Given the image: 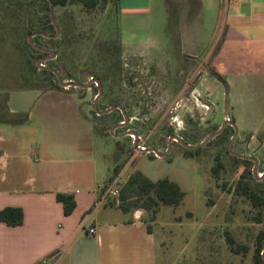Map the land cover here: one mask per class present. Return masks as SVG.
<instances>
[{"label": "rangeland", "instance_id": "1", "mask_svg": "<svg viewBox=\"0 0 264 264\" xmlns=\"http://www.w3.org/2000/svg\"><path fill=\"white\" fill-rule=\"evenodd\" d=\"M23 3L0 0V158L3 150L8 175L19 181L57 175L51 165L40 168L44 155L49 164L66 162L72 170L93 171L95 184L105 182L116 165L122 168V185L133 171H140L151 181L166 177L186 193L181 204L161 206L151 223L144 212L140 221H134L135 226L127 224L111 232L104 229L99 233L101 263L251 264L252 248L245 256L232 255L223 233L227 230L238 242L252 246V237L261 226L250 220L253 213L249 203L221 190L213 178L210 169L218 151L214 140L193 157L184 156L177 144L165 151L171 131L177 134L185 130L197 145L227 121V126L233 124L227 133L235 132L231 151L258 160V179L264 169V78L259 73H254L257 77L253 79L243 75L262 65L242 62V47H236L234 57L211 67L212 58H224L220 55L223 36H213L220 28L216 22L199 31L207 37L201 41L208 46L203 55H185L176 14L165 11L164 3L152 1L140 13L123 14L111 3L93 12L79 5L53 7L59 32L67 31L65 55L51 61L63 72L59 70L56 79L83 82L86 76L99 74L106 81L110 98H102L97 106H124L129 118L125 129L139 132L134 144L131 136L119 133V128L116 135L107 131V119L118 117L116 111L112 110L105 121L103 118L104 123L102 119L92 121L93 97L88 88H17L23 82L25 67L22 47L26 39L32 40L21 27L26 15L34 14L33 5ZM38 42L43 45L45 41ZM117 43L121 47L119 69L107 75L98 55H114ZM50 118H66L65 124L50 123ZM60 129L67 130L63 133L67 136L71 131L79 134V139L67 142L59 138L56 142L50 135ZM143 147L166 154L155 157L152 151H140ZM242 165L229 158L226 161L222 181L228 187L242 172ZM107 208L123 220L132 219V213ZM147 224H151L150 234Z\"/></svg>", "mask_w": 264, "mask_h": 264}, {"label": "crops", "instance_id": "2", "mask_svg": "<svg viewBox=\"0 0 264 264\" xmlns=\"http://www.w3.org/2000/svg\"><path fill=\"white\" fill-rule=\"evenodd\" d=\"M152 1L164 3L165 11L176 14L177 34L185 55H203L208 46L201 41L207 37L201 36L199 31L216 22L220 28L218 31L212 28L213 36H223L220 55L224 58L220 55V59L212 58L209 65L215 67L225 58L234 57L232 51L242 47L239 50L242 62L262 65L243 76L253 79L257 77L254 73H259L264 78V0H119V11L121 14L140 13ZM65 120L50 118L49 122L62 126ZM65 131L60 129L50 136L56 142H60L59 138L67 142L79 139V134L71 131L67 136L63 134ZM4 154L1 150L0 210L21 208L23 223L18 227L0 223V264H41L43 260L50 264H102L99 233L104 229L111 232L127 224L135 226L134 220H123L104 205L101 191L104 182L95 184L93 171L72 170L66 162L49 164L41 155L40 168L51 165L57 175L19 181L6 172L7 164L2 162ZM57 193L74 197L76 206L70 215L63 214L62 205L55 199ZM90 228L95 230L93 235L88 234Z\"/></svg>", "mask_w": 264, "mask_h": 264}, {"label": "trees", "instance_id": "3", "mask_svg": "<svg viewBox=\"0 0 264 264\" xmlns=\"http://www.w3.org/2000/svg\"><path fill=\"white\" fill-rule=\"evenodd\" d=\"M18 2H25L24 5L32 6L34 14L31 16L29 13L26 15V21L22 25V31L27 36H32L31 43L29 41L24 42L22 51H25L24 62V75L23 82L19 85L18 89H36L40 91L51 90H63L60 88L54 75L49 69H40L36 65V61L41 59L42 54L33 48L32 44L40 45L38 41H46V37L55 35V27L52 25L50 18L48 17V5L49 3L55 7L66 6H80L86 12H93L97 8L103 10L105 5L111 3L119 10V0H41V10L38 11L39 6L36 8L34 2L30 0H15ZM11 5V4H10ZM34 23V25H33ZM58 26L61 28L60 23ZM64 34L55 40H48L51 46L59 49L57 51L58 56L65 55V49H63L64 42L66 40L67 31L63 30ZM64 38V41L62 39ZM56 41L58 42L56 44ZM57 45V47H56ZM116 58L120 55V44L115 45ZM104 55H98V60L103 64ZM112 57H114L112 55ZM109 61V60H108ZM107 61V62H108ZM110 66L107 71V75L110 73H116L117 61L113 58L109 61ZM106 64V63H104ZM105 70V69H104ZM101 79L102 77L96 75ZM217 130V129H216ZM171 131L168 136H173ZM181 136V135H180ZM232 134L227 133V129H224L220 135L214 138V143L218 151L213 157L214 164L212 165L210 172L215 179L217 185L221 190L228 193H232L234 196L240 197L247 201L252 208V215L250 220L260 225L257 233L252 237V246L250 244H243L236 240V238L229 232L224 231V239L228 251L232 255L245 256L252 248L251 264H264L262 254L264 253V175L261 179H257L253 176L252 167L253 162L249 159L238 158L235 155H231L228 150V141ZM192 140L187 137L186 143H191ZM183 149V155L186 157H193L200 153L203 148H198L195 151ZM232 159L235 164H244L242 172L231 187L227 186V183L222 181V177L226 172V161ZM121 167L116 165L114 167L112 175L105 180L103 184L108 183L113 177L120 173ZM264 169L260 170L263 173ZM221 181L220 184H218ZM102 191V190H101ZM185 192L181 190L179 185L168 178H162L157 181H151L140 171H133L120 188L119 192V204L106 202L105 206L116 207L122 213H133L137 209H141L149 214V222H154L156 215L161 206H178L181 204L185 197ZM55 199L62 205L63 214L65 216L70 215L75 209V199L68 193H57ZM0 223L8 227H18L23 223V211L19 207H5L0 210ZM131 223V222H129ZM146 232L152 233L151 224H147Z\"/></svg>", "mask_w": 264, "mask_h": 264}, {"label": "flooded vegetation", "instance_id": "4", "mask_svg": "<svg viewBox=\"0 0 264 264\" xmlns=\"http://www.w3.org/2000/svg\"><path fill=\"white\" fill-rule=\"evenodd\" d=\"M30 1L34 2L33 4H34V6L36 8L42 4L41 0H30ZM52 10H53V6H52ZM47 14H48V17L50 18L49 5H48ZM55 35H56V32H55ZM54 36L46 37V41L43 43V45H41V44L40 45L32 44L33 48L36 49L37 51H40V53L42 54L41 59L36 61L37 67L40 68V69H44V68L49 69L52 72V74L54 75V79H55L57 85L60 88H62L63 90H65L66 88H70V89H73V88L74 89L75 88H78V89L88 88V89H90V91L92 93V97H93V110H94L93 111V115H92V121L98 122L99 120L102 119V123H104L105 118L107 117V115L110 114L112 110L116 111L118 113V117H113L110 120L107 119L110 122V126L108 127L107 131H109L110 134L116 135L117 134L116 133L117 128H119L120 129L119 133H122L125 136H131V141H133V139H134V144H135L136 141H137V137L139 136V132L137 130H135V129H133V130L125 129L129 118H128V115H127L125 109H123L124 106L121 103L118 104V105H115L114 107H112L111 104L108 107H105V108H103V107L99 108L97 106L98 101L101 100L102 98H104V100H107L108 98H110L109 91H108V89L106 88V85H105L106 81L103 78L99 79V77H97L96 75H91L90 74V75L86 76V79L83 82L73 81L72 78L61 79V78L58 77V79H56L57 72L60 69H59V66H57V69L54 68L52 66V64H51V61H54L55 59H57L58 54H57L56 50L48 42V40H50V39L51 40H55L56 38H58L60 36V32H59L57 37H54ZM116 55L117 54H115V53L113 55L114 57H112V55H110V54L109 55H107V54L104 55V57H103V59H104L103 68L105 69V72H107L106 69H108L109 66H110V63H108V62L111 61L112 58L115 61H117L118 65L116 66V69H119V58L120 57L116 58ZM104 63H106V64H104ZM60 72H61V74L63 73L62 70H60ZM116 72H117V70H116ZM110 75H113V73H110ZM63 80H68V81L64 82ZM97 81H98V83H97ZM61 84L66 85V86H62ZM117 94H119V91L117 92ZM117 94H116V96H117ZM115 98L119 99V101H120V98H117V97H115ZM103 118H104V121H103ZM228 127H231V126H227V124H226V126L221 130V132L219 134L211 137V135H213L216 131H218V129L220 128L219 127L216 131H214L213 133L209 134V136L207 137L208 139L207 138L203 139L199 144H201L203 141L206 140V142H204V144L202 146L207 145L210 140H213V138H216L218 135H220L222 133V131L224 129H227ZM173 134H174L173 136H168V148L166 149V151L167 150L169 151V149L171 148V146H173V144H177V145H179L180 147H182L184 149H188V150H192V151H195L196 149L202 147V146H200V147H198L196 149H189L187 147H184L182 145V143L187 144L189 146H197V145H199V144H197V145L194 144L193 145L192 142L189 143V144L186 143L187 136H186L185 130H181L177 134H175V133H173ZM233 135H234V130L232 132V136ZM232 136H231V138H232ZM149 149H152V148L148 147V149L144 148L143 150H140V151L144 152V151H148ZM157 153H158V151H157ZM154 156L156 157L155 153H154ZM243 156H246V155H243ZM260 174H262V173H260Z\"/></svg>", "mask_w": 264, "mask_h": 264}, {"label": "built area", "instance_id": "5", "mask_svg": "<svg viewBox=\"0 0 264 264\" xmlns=\"http://www.w3.org/2000/svg\"><path fill=\"white\" fill-rule=\"evenodd\" d=\"M224 2H227V0H224ZM144 148H140V150H143ZM124 184V183H123ZM122 186L121 182V174L119 173L117 176L113 177L108 183L101 185L102 190V201L104 203L111 202L115 203V205L119 204V192L120 188ZM144 214V211L141 209H137L132 213V220L134 221H140L142 215ZM95 233V230L93 228H90L88 230L89 235H93ZM41 264H50L47 260H43Z\"/></svg>", "mask_w": 264, "mask_h": 264}, {"label": "water", "instance_id": "6", "mask_svg": "<svg viewBox=\"0 0 264 264\" xmlns=\"http://www.w3.org/2000/svg\"><path fill=\"white\" fill-rule=\"evenodd\" d=\"M49 10H50V20H51L52 25H54V27H55V32H56V35H55L54 37H57L58 34H59V30H58V28H57V26H56V24H55V22H54L53 13H52V4H51V3H49ZM30 38H31V37H30ZM30 38H29V40H28L29 42H30ZM97 83H98V81H97ZM61 85H62V86H66V85H63V84H61ZM226 122H227V121H225L224 123H222L221 126H220V128L218 129V131H216L213 135H211V137H213V136L219 134V133L221 132V130L226 126V124H227ZM232 125H233V124L231 123V126H232ZM233 130H234V129H233ZM234 138H235V132H234V135L232 136V138L230 139V142H229V144H228V150H229V152L232 153L233 155H235V154L231 151V146H232V143H233ZM207 139H208V138H207ZM204 142H206V140L203 141L201 144H199V145H197V146H189V145L184 144V143H182V145H183L184 147L189 148V149H196V148L202 146V145L204 144ZM148 151H152V152H154L155 155H156V157H159V158L164 157L165 154L168 152V150H167L165 154H158L157 151L154 150V149H149ZM235 156H237V157H239V158L249 159V160H252V161H253L252 173H253V176L255 177L258 160L255 159V158H251V157H249V156H243V155H235ZM263 175H264V172L261 174L260 177H258V179H261V177H262ZM262 257H263V259H264V253L262 254Z\"/></svg>", "mask_w": 264, "mask_h": 264}]
</instances>
